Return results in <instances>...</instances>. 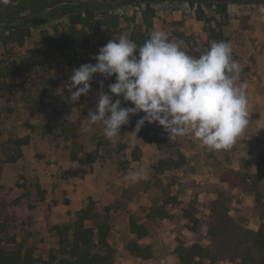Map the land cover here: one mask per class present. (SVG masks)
<instances>
[{
	"label": "rangeland",
	"instance_id": "1",
	"mask_svg": "<svg viewBox=\"0 0 264 264\" xmlns=\"http://www.w3.org/2000/svg\"><path fill=\"white\" fill-rule=\"evenodd\" d=\"M148 1H94L92 4L98 12L108 10L118 14L120 25L93 34L90 45L80 50L71 64L47 52L42 41L43 32L52 33L55 28L64 30L67 16L52 17L34 27L32 35L22 45L0 43V69L6 84L0 97V223L5 226L9 240L32 247L38 259L49 256L55 239L54 226L72 222L76 211L93 202L96 214L109 218L112 225L109 242L114 248L121 247L120 261L124 264L125 233L127 224L130 226V216L140 222L153 213L150 204L152 207L162 205L170 195L177 194L180 184L184 183L175 184L169 175L174 169L158 172L155 166L159 161L172 156L183 161L178 168L194 171L198 168L192 163L195 157L216 161L224 152L209 150L193 136L168 139L158 123H151L153 130L168 139L162 148L143 140L131 125L122 126L118 144L112 145L103 135L102 123L92 124L88 116L89 111L95 110L99 82L104 80L100 74L94 75L87 96L82 95L76 102L70 100L65 85L72 70L84 63L94 64L93 57L109 40H116L121 34L131 39L134 25L144 20L142 10ZM219 2L229 4V21L223 29L218 24L221 20L217 12ZM151 5L154 31L166 32L189 55L200 56L214 42L223 41L231 46L232 57L241 68L237 83L247 85L249 111L248 134L245 131L233 150L243 145L245 150H253L254 137L257 144L264 146V0H208L195 5L184 0H154ZM200 9L203 14L199 13ZM216 33L222 34L223 40L216 37ZM113 82L114 76L104 80L103 90L107 91V85ZM42 101L50 102L54 110L44 113ZM65 119L76 124L79 145L75 149L80 156L76 160L70 157L73 145L60 133V124ZM26 136L30 137V142L24 147V155L15 162H4L9 140ZM88 153L96 154L97 159L92 163L84 161ZM141 168L146 169L147 180L125 179ZM38 183L45 190L44 200L39 198ZM188 192L190 189L180 196L184 198ZM237 196L232 215L242 225H253L255 221H251L244 210L241 192L238 191ZM201 198L206 200L204 195H200ZM187 200L189 202L190 198ZM195 208L196 214L201 215L208 210L204 203H196ZM87 223L92 226L95 221ZM200 239L203 244L207 243L206 239ZM164 264H170L169 260Z\"/></svg>",
	"mask_w": 264,
	"mask_h": 264
},
{
	"label": "trees",
	"instance_id": "2",
	"mask_svg": "<svg viewBox=\"0 0 264 264\" xmlns=\"http://www.w3.org/2000/svg\"><path fill=\"white\" fill-rule=\"evenodd\" d=\"M94 1L97 0H12L8 5L0 4V43L22 45L32 35L34 27L45 24L52 17L67 16L65 29L55 28L52 33L43 32L42 41L47 52L54 53L71 64L77 59L79 51L90 45L93 34H101L103 29H116L120 25L121 18L118 14L108 10L98 12L92 4ZM102 1L105 3L116 0ZM153 1L146 3V8L142 10L144 20L135 24L131 33V40L138 46L154 31ZM184 1L195 5L208 0ZM228 5V2L218 3L217 12L221 19L218 24L221 29L229 21ZM199 13L204 12L201 10ZM216 37L223 40L224 36L216 33ZM3 78L4 74L0 69V97L6 87ZM122 106L133 105L122 102ZM42 110L48 114L54 109L50 102L42 101ZM143 115L141 112L132 116L126 125L135 127L136 121ZM60 133L65 141L73 145L70 157L79 159V152L75 149L79 145L75 122L63 120ZM138 133L143 140L156 143L160 148L168 143V139L160 137L147 122ZM29 142V136L11 138L3 161L10 163L20 159ZM96 159L97 155L94 153H88L83 158L88 163ZM183 164L180 159L169 156L161 159L155 168L162 173ZM37 189L39 198L44 200L45 190L39 183ZM187 189H190L189 202L180 199V195ZM238 191L253 195L252 200H243L242 203L245 212L260 222L258 228L242 225L232 215V210L238 203ZM200 195L206 197L204 205L209 213L197 216L195 205ZM150 209L171 227L177 241V246L167 252L170 264H264V152L257 159L256 172L228 168L220 173L217 182L200 183L190 180L181 183L177 194L170 195L162 205ZM176 210L181 211L187 220L186 228L206 239V244L189 243L181 236L175 224ZM90 220L95 221V224L88 225ZM111 229L109 218H100L93 202H90L75 212L72 222L54 226L55 239L49 256L38 259L32 247L9 240L5 226L0 223V264H122L120 251L109 242ZM147 236V227L131 215L127 250L133 257L150 259L154 256L152 247L146 243Z\"/></svg>",
	"mask_w": 264,
	"mask_h": 264
},
{
	"label": "clouds",
	"instance_id": "3",
	"mask_svg": "<svg viewBox=\"0 0 264 264\" xmlns=\"http://www.w3.org/2000/svg\"><path fill=\"white\" fill-rule=\"evenodd\" d=\"M93 59L94 64L73 69L65 87L76 102L89 94L95 74L104 80L115 77L107 91L104 80L99 82L95 110L88 113L90 123H102L112 145L118 144L122 126L141 112L135 133L146 122L158 123L168 139L193 136L212 151L230 150L249 125L247 85L237 83L241 68L226 42H214L193 57L164 31H153L139 46L121 34L100 47ZM122 102L133 106L123 107ZM125 179L147 180V171L141 168Z\"/></svg>",
	"mask_w": 264,
	"mask_h": 264
},
{
	"label": "crops",
	"instance_id": "4",
	"mask_svg": "<svg viewBox=\"0 0 264 264\" xmlns=\"http://www.w3.org/2000/svg\"><path fill=\"white\" fill-rule=\"evenodd\" d=\"M246 134L248 132L246 131ZM255 136V135H253ZM252 146H254L253 150H245L242 148L234 149V146L227 151H224L219 160L213 161L210 158L201 159V157H195L194 163L198 168L193 170H186L183 168H176L170 171V176L174 179L175 184L178 186V182H185L189 180H196L200 183H206L208 181L219 180L220 173L228 168L234 169H243L248 172H256L257 169V159L264 152V146L262 144H257L255 137L252 138ZM190 156V154H187ZM181 176V178H178ZM184 176V178H182ZM189 193V192H188ZM186 195V194H185ZM187 194L184 198L180 196L181 200L188 202ZM241 197L244 200H252L253 195L241 193ZM203 196V195H202ZM205 203V199L201 198L198 201V204ZM149 207H152L150 204ZM176 218L175 224L179 228L181 236L188 241L189 243L200 242L203 243L200 239L201 237L189 229L186 228L187 220L182 216L181 211L176 210ZM208 210L205 211V214H208ZM197 216H202L200 213L196 214ZM245 216L247 214L245 213ZM249 216V215H248ZM244 219V218H243ZM251 221H255L253 225H247L251 228H258L259 224L257 221L252 219L249 216ZM140 223H143L148 229V236L146 237V243L150 244L153 249L154 256L150 259H141L133 257L129 251L125 253V262L124 264H164L167 258V252L172 251L177 246V241L175 239L174 233L171 227L162 219H160L155 214L146 215L143 219H141ZM119 235V232H118ZM126 243H128L130 238V226L127 224L126 226ZM127 246V245H126ZM119 251H121V247H117Z\"/></svg>",
	"mask_w": 264,
	"mask_h": 264
}]
</instances>
